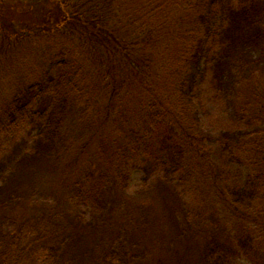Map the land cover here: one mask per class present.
Segmentation results:
<instances>
[{"label":"rangeland","instance_id":"1","mask_svg":"<svg viewBox=\"0 0 264 264\" xmlns=\"http://www.w3.org/2000/svg\"><path fill=\"white\" fill-rule=\"evenodd\" d=\"M62 2L0 0V110L20 84L30 79L29 73H34L39 63L48 64L44 60L59 55L69 61L55 64L51 74L55 79L60 73L69 76L65 85L79 104L74 109L69 106L61 114L63 134L67 133L71 140L68 153L49 149L45 140L36 138L38 131L32 126L28 132V128H21V135L4 145L0 153V170L4 172L0 203L7 217L12 220L14 215L34 219L49 216L50 224L69 221L75 234L65 257L73 264L87 262L86 251L98 243L99 231L105 232V239L116 232L124 234L131 248L146 254L141 264H201L202 239L216 230L218 234L235 231L239 223L204 175L201 196L192 203L203 206L205 216L202 224L193 217L187 225L183 203L180 205L174 198L170 185L146 175L143 144L150 132H144L142 126L144 138L134 146L133 127L129 126L135 112L166 97L163 68L164 58L176 47L170 42L172 35L152 32L141 39L130 14L126 16L119 6L121 3L125 7L123 0ZM170 16L180 20L183 11L171 6ZM79 17L83 22L77 20ZM242 56L244 67L238 65V56L230 57L221 76L215 74L212 66L202 75L203 106L196 122L197 134L210 148L216 166L224 163L220 150L222 134L235 133L247 119L256 122L257 117V125L264 127V40L262 50ZM43 69L40 66V71ZM148 90L157 99L148 95ZM77 98H83L82 102ZM51 101L41 104L45 115L57 106ZM82 104L92 108L86 120L91 121V126L74 125ZM155 111L166 114L164 108ZM166 130L170 133V128ZM156 141L153 139L152 143ZM256 151L259 154L244 155L240 178L239 173L233 176L236 185L244 176L264 171V147ZM146 177L147 183L143 180ZM79 184L86 192L91 188L100 190L97 198L102 211L98 213L91 193L88 200L78 198ZM263 199L257 205L259 212H253L259 221L249 224L256 229L253 235L262 245ZM93 210L98 215L95 212L93 216ZM97 220L101 227L92 226ZM90 221L93 222L89 224ZM94 249L97 251V245Z\"/></svg>","mask_w":264,"mask_h":264},{"label":"trees","instance_id":"2","mask_svg":"<svg viewBox=\"0 0 264 264\" xmlns=\"http://www.w3.org/2000/svg\"><path fill=\"white\" fill-rule=\"evenodd\" d=\"M123 1L125 7L121 3L119 6L124 8L126 16L130 14L129 18L141 39H145L149 35L147 33L165 34L162 31H166V34L172 35L170 42L176 44L172 53L164 58L166 97L162 101L158 100L148 90L147 94H152L158 103L153 100L154 106L144 105L140 113L133 114L129 124L133 127L134 146L139 144V139L144 138L140 131L142 126L144 132L151 134L143 144L142 162L147 166V177L151 174L161 184L170 185L174 198L180 205L183 203L188 225L192 223L193 217H197L202 224L203 206L193 205L192 202L201 196V179L207 175L212 191L218 193V197L225 202L226 208L239 223V229L235 231L218 234L216 230L214 234L202 239L201 264H264V245L255 239L253 231L256 232V229L249 226L251 222L259 221L253 212H259L257 205L264 198V171L244 176L239 185H236L237 181L232 182L236 173H239L240 178L239 168L244 162V155L259 154L256 150L263 149L264 127L257 125V117L256 122L247 119L235 133L222 134L220 150L224 163L216 166L211 160L210 148L203 144L204 140H199L196 125L199 110L203 106L202 75L208 67L212 66L215 74L221 76L225 72L226 60L230 57L238 56V65L244 67L242 53L262 50L264 0ZM58 2L63 3L62 0ZM171 6L182 9L180 20L170 16ZM188 14L192 17L189 18ZM77 20L83 22L80 17ZM44 61L49 63H39L36 71L29 73L30 79L20 84L0 110V153L10 139L21 135V128H28V132L31 126L37 128L36 138L45 140L49 149L63 153L72 149L67 133L63 134L61 114L68 111L69 106L74 109L79 104L74 102L77 100L70 96L65 85L69 76L60 73L55 79L51 74L55 64L64 65L69 59L59 55ZM40 66H44L42 71ZM217 81H221L218 76ZM49 99L57 106L45 115V107L41 109V104ZM77 99L81 103L83 98ZM82 105L79 108V120L74 125L91 126V121L86 120L92 108ZM155 108H164L166 114L154 112ZM150 113L152 117H149ZM262 115L264 117V113ZM138 124L140 126L136 128ZM169 128L170 133L166 130ZM154 130L157 131L156 135ZM153 139L158 142L152 143ZM100 156L104 157L102 148ZM252 157L257 160L255 155ZM3 174L0 170V190L4 186ZM147 177L143 179L145 183L148 182ZM79 186L78 198L88 200L87 196L91 193L90 199L97 205L98 213L102 211L99 208L100 199L97 198L100 190L91 188L86 192L81 184ZM3 206L0 203V264H73L65 257V251L71 246L75 234L69 221H53L50 224L47 221L52 217L49 216L34 219L20 216L15 218V215L10 220ZM97 211L93 210L92 215L95 216ZM6 221L10 223L9 226H6ZM97 223L99 220L92 226L101 227ZM78 225L82 224L79 222ZM236 231L240 234L236 235ZM99 233L98 243L96 241L86 251L85 264H141L146 257L145 253L136 252L134 247H130L124 234L116 232L105 239V232ZM96 245L97 251L94 249Z\"/></svg>","mask_w":264,"mask_h":264}]
</instances>
